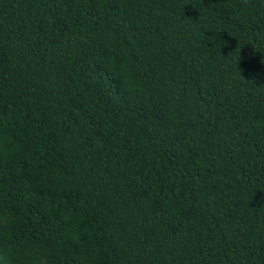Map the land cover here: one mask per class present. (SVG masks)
<instances>
[{"label": "trees", "instance_id": "1", "mask_svg": "<svg viewBox=\"0 0 264 264\" xmlns=\"http://www.w3.org/2000/svg\"><path fill=\"white\" fill-rule=\"evenodd\" d=\"M0 264H264V0H0Z\"/></svg>", "mask_w": 264, "mask_h": 264}]
</instances>
